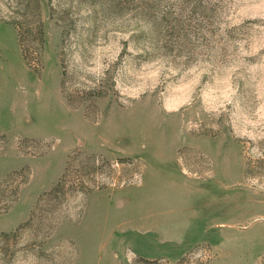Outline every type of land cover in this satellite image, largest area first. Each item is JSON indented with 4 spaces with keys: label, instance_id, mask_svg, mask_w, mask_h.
I'll use <instances>...</instances> for the list:
<instances>
[{
    "label": "rangeland",
    "instance_id": "rangeland-1",
    "mask_svg": "<svg viewBox=\"0 0 264 264\" xmlns=\"http://www.w3.org/2000/svg\"><path fill=\"white\" fill-rule=\"evenodd\" d=\"M7 202L0 264H264V0H0Z\"/></svg>",
    "mask_w": 264,
    "mask_h": 264
},
{
    "label": "trees",
    "instance_id": "trees-1",
    "mask_svg": "<svg viewBox=\"0 0 264 264\" xmlns=\"http://www.w3.org/2000/svg\"><path fill=\"white\" fill-rule=\"evenodd\" d=\"M59 186H60V184L58 183L56 188L59 187ZM15 190H16V187L12 190L13 193H15ZM13 200L14 199H11L9 202H12ZM9 202H7V204L5 206L1 207L0 210H6L8 208V206H9Z\"/></svg>",
    "mask_w": 264,
    "mask_h": 264
}]
</instances>
